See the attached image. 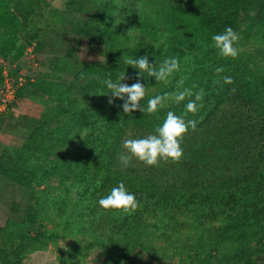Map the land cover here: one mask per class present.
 <instances>
[{
	"label": "trees",
	"instance_id": "1",
	"mask_svg": "<svg viewBox=\"0 0 264 264\" xmlns=\"http://www.w3.org/2000/svg\"><path fill=\"white\" fill-rule=\"evenodd\" d=\"M14 1L21 20L12 11ZM35 1L0 0L2 38L20 30L23 21L34 14ZM248 13L254 14L253 21L260 27L264 48V0H173L172 12L153 22L155 28L162 25V29L152 28L153 36L148 33L147 40L137 41L127 54H147L154 67L156 60L178 58L185 72L174 74L166 91L173 92L178 86L194 93L203 89V106L195 114L185 115L187 100L180 105L169 100L155 114L139 110L125 114L123 102L117 99L113 100L116 105L107 101L80 109L79 102L65 92L66 109L60 108L54 121L44 117L36 120L29 135L21 138V147H11L13 142L7 144L0 135L4 145L0 175L24 188L30 200L19 223L8 221L0 227V264H21L53 240L45 225L50 221L48 210L60 199L67 200L69 191L77 192L80 201L75 206L82 218L93 222L97 209L105 213L92 225V234L93 246L104 253L106 264H135L140 254L152 256L156 252L149 242L161 239L172 245L170 240L182 232L199 237L207 234L208 238L186 250L171 251L185 264L219 263L229 238L228 227L237 233L230 239L235 248L264 240V71L248 55L239 53L236 59L225 60L210 47L213 34L227 26L237 31L241 15ZM110 48L115 49L106 51L105 65H90L81 73L86 75L78 99L86 100L96 93L105 96L101 95L107 94L102 81L116 80L125 72L126 84H133L130 77L135 76L146 91L150 90V97L145 95L141 101L146 107L148 99L156 96L152 89L162 83L138 77L136 70L124 63L127 56L119 46ZM221 67L224 71L218 74L216 69ZM225 76L231 77V84L224 83ZM168 111L197 124L196 130L189 128L183 137V156L174 165L178 169L168 164L123 169L119 154L126 136L154 134ZM34 142L40 147L33 150L29 145ZM120 182L138 201L131 214L104 211L98 206L97 201ZM88 194L96 205L94 211L88 198L82 201ZM59 212L64 215L65 208L59 206ZM241 229L250 233L241 236ZM105 232L112 234L103 240ZM164 250L159 252L164 254Z\"/></svg>",
	"mask_w": 264,
	"mask_h": 264
},
{
	"label": "rangeland",
	"instance_id": "2",
	"mask_svg": "<svg viewBox=\"0 0 264 264\" xmlns=\"http://www.w3.org/2000/svg\"><path fill=\"white\" fill-rule=\"evenodd\" d=\"M15 2L12 3V11L15 18L20 19L22 14L17 12ZM172 9L173 0H36L33 4L34 14L26 22L23 21L20 30L14 36H0V88L4 68L11 70L14 79L22 76L26 83L24 88L18 90V103L0 117V135L6 139L7 144L13 142L11 147H21V138L29 135L36 120L44 117L47 121H54L60 108L66 109L65 92L79 102L80 109L89 105H103L113 99L111 94L100 96L99 93L87 98L88 102L84 98L78 99L84 85L83 77L86 75L81 73L90 65H105L106 51L115 49L110 48L111 45L119 46L123 54L131 53L137 41L147 40L148 33L152 35L150 30L156 27L153 22L162 20ZM253 16V13H248L241 15L239 19L236 31L240 37L238 48L239 53L251 57L264 71V48L258 34L260 27L253 21ZM162 27L161 25L155 29ZM149 42L152 44L150 40ZM159 43L161 45L162 40ZM163 54L161 52L160 56ZM130 78L133 83L137 80L135 76ZM169 83L170 80L167 84H158L151 93L164 95ZM46 91L51 92L49 97L44 95ZM146 96L150 97V90L146 91ZM134 138L140 137L130 133L125 140ZM39 144L34 142L29 148L34 150ZM2 149L4 146L0 147V151ZM167 164L175 165L172 162H161L157 167ZM130 166L138 170L148 168L138 161H132ZM176 168L178 166L172 169ZM55 183L56 181L54 185ZM68 196L67 200L60 199L48 210L50 221L45 225L52 233L53 240L26 256L21 264L107 263L104 253L93 246L95 239L92 234V225L105 213L96 210V205L88 194L82 201L88 198L89 208L97 211L94 212L96 219L92 222L82 218L75 206V202L80 201L77 192L69 191ZM29 203V194L24 188L0 175V227H4L8 221L15 225L19 223ZM59 206L65 208L64 215H60ZM262 228L264 229V225ZM228 230L231 232L228 231L226 237L229 238L225 239L223 246L224 257L217 264H264V240L249 242L243 249L235 248L230 239L237 233L229 227ZM240 231L241 236L250 233L246 229ZM111 234L112 232H105L103 240ZM201 237L199 234L182 232L170 240L174 241L172 245L161 239L152 240L148 245L156 252L152 256L140 254L134 259V263L185 264L171 251L176 248L186 250L201 241L205 243L207 234ZM164 248L165 253H160Z\"/></svg>",
	"mask_w": 264,
	"mask_h": 264
},
{
	"label": "clouds",
	"instance_id": "3",
	"mask_svg": "<svg viewBox=\"0 0 264 264\" xmlns=\"http://www.w3.org/2000/svg\"><path fill=\"white\" fill-rule=\"evenodd\" d=\"M239 39V34L232 27L227 26L222 32L211 36L210 47L222 59H236L239 55ZM157 47H159V43ZM124 63L136 70L138 77L154 78L156 82L164 84H167L174 74L180 73L182 70L181 61L175 56L156 60L155 67L149 62L147 54L141 57L127 56V59H124ZM223 71L222 67L216 69L218 74ZM125 79L124 72L116 80L111 78L103 80L102 86L107 90V94H101H111L113 99L109 100L110 105L113 100L122 101V109L125 114H130L137 110L142 113L155 114L169 100L176 105H180L187 100L184 104L185 115L189 113L195 114L203 106L202 101L205 95L203 89L194 93L191 88L178 86L173 92L156 95L148 99L147 106L144 107L141 101L145 98L146 87L139 82V79L131 85L122 83ZM223 79L226 84L232 83L231 77L225 76ZM196 127V121H186L184 116L168 111L154 134L143 138L126 139L123 142V151L119 154L121 167L127 169L132 161H138L146 167H154L161 162H178L183 156L181 142L184 135L189 131V128L196 130ZM97 203L100 209L104 211L128 214L135 212L138 207L135 194L129 191L123 182L113 187Z\"/></svg>",
	"mask_w": 264,
	"mask_h": 264
},
{
	"label": "built area",
	"instance_id": "4",
	"mask_svg": "<svg viewBox=\"0 0 264 264\" xmlns=\"http://www.w3.org/2000/svg\"><path fill=\"white\" fill-rule=\"evenodd\" d=\"M25 84L22 76L14 79L11 70L3 69V84L0 88V117L7 114L18 103L17 92Z\"/></svg>",
	"mask_w": 264,
	"mask_h": 264
},
{
	"label": "crops",
	"instance_id": "5",
	"mask_svg": "<svg viewBox=\"0 0 264 264\" xmlns=\"http://www.w3.org/2000/svg\"><path fill=\"white\" fill-rule=\"evenodd\" d=\"M3 146H4V145L2 144V142H0V147H2V148H3ZM0 153H1V151H0Z\"/></svg>",
	"mask_w": 264,
	"mask_h": 264
}]
</instances>
